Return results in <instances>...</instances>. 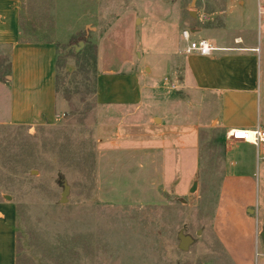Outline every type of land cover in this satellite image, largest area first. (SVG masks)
<instances>
[{"label": "rangeland", "instance_id": "rangeland-1", "mask_svg": "<svg viewBox=\"0 0 264 264\" xmlns=\"http://www.w3.org/2000/svg\"><path fill=\"white\" fill-rule=\"evenodd\" d=\"M262 1L243 7L260 39ZM213 3L22 0L23 37L58 46V117L34 127L0 125V197L18 205V264H233L241 248L231 240L241 227L250 263H262L264 147L227 144L215 100L186 86L171 27L223 25L224 1ZM205 37L215 41L204 32L192 39ZM261 56L264 119V47ZM100 72L140 74V106L99 103ZM174 143L179 148L170 150ZM241 153L251 159L245 180L253 188L249 210L240 212L223 203L235 200L224 187ZM229 215L239 229L222 224Z\"/></svg>", "mask_w": 264, "mask_h": 264}, {"label": "crops", "instance_id": "crops-1", "mask_svg": "<svg viewBox=\"0 0 264 264\" xmlns=\"http://www.w3.org/2000/svg\"><path fill=\"white\" fill-rule=\"evenodd\" d=\"M220 1H224L223 11L220 12L224 15L223 25L216 24V27L206 29L200 24V28L181 29L178 23L171 27L175 32L178 54L186 61V86L202 99L215 100L213 104L218 108L215 121L228 140L227 133L233 130L264 127L260 77L264 34L260 39L248 12H244L243 7L250 0H214L213 4L217 5ZM238 11L240 19L236 20ZM261 13L262 10L259 15ZM201 14L204 16V13ZM253 16H256L255 10ZM22 26V0H0V60L3 64L0 71L5 73L6 80L4 84L0 83V125L34 127L52 124L58 117V46L54 41L25 39ZM185 30L191 33L192 38L203 32L210 34L217 51L210 56L187 54V43L182 36ZM174 80L178 81L177 78ZM145 85L146 82L136 72H100L96 97L101 104L139 107L144 98ZM242 142L254 146L231 140L227 144ZM168 148L175 150L179 147L174 143ZM244 157L242 153L236 155L237 161L228 166L230 184H226L224 191L235 200L229 201L230 205L223 203V209H238L241 212L242 209L249 210L252 204L248 194L253 185L245 180L252 170L249 165L251 159ZM222 224L234 226V229L242 223L229 215L224 217ZM240 230L238 237L231 240L235 247L241 248V255L236 254L239 262L234 261L233 264H251L252 244L246 243L250 238L247 239ZM223 231L226 232L225 229ZM0 264H18V205L13 199L6 200L4 194L0 197ZM261 264H264V257Z\"/></svg>", "mask_w": 264, "mask_h": 264}, {"label": "built area", "instance_id": "built-area-1", "mask_svg": "<svg viewBox=\"0 0 264 264\" xmlns=\"http://www.w3.org/2000/svg\"><path fill=\"white\" fill-rule=\"evenodd\" d=\"M182 36L187 43V54L210 56L217 51L215 45L207 39L193 40L188 30L183 31ZM227 138L231 141H244L261 149L264 147V127L259 126L254 130H233L227 133Z\"/></svg>", "mask_w": 264, "mask_h": 264}, {"label": "water", "instance_id": "water-1", "mask_svg": "<svg viewBox=\"0 0 264 264\" xmlns=\"http://www.w3.org/2000/svg\"><path fill=\"white\" fill-rule=\"evenodd\" d=\"M69 193H70V187L68 185H65V189L62 195V200H61L62 203H66L68 201ZM4 198L9 201L12 200V197L9 195H4ZM261 238L263 240V245H264V232L262 233ZM182 250H186V246H183Z\"/></svg>", "mask_w": 264, "mask_h": 264}]
</instances>
